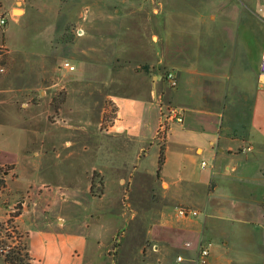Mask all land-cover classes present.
Returning <instances> with one entry per match:
<instances>
[{
    "label": "crops",
    "instance_id": "1",
    "mask_svg": "<svg viewBox=\"0 0 264 264\" xmlns=\"http://www.w3.org/2000/svg\"><path fill=\"white\" fill-rule=\"evenodd\" d=\"M19 1L22 14L17 16L12 5ZM143 1L108 7L100 30L95 23L91 30L83 25L86 32H99L102 47L89 51L92 55H109L106 65L117 71L133 69L125 92L108 96L115 114L102 135L110 143L91 166L102 176L101 195L90 193V184L78 186L76 159L68 161L65 170L55 161L48 169L53 175L38 172L44 154L29 146L26 116L19 114L13 129V111L0 113V165L13 169L10 173L16 177L9 187L24 200L14 224L27 237L30 264H90V259L99 264L108 251L99 240L102 215L116 211L115 217L123 218L124 212L123 207L101 212L92 205L108 200L107 189L115 185L136 186L138 211L148 218L157 215L151 207L164 205L159 217L165 239L180 247L182 264H189L197 245L207 242L204 231L200 226L186 231L174 227L165 212L168 205L191 202L214 205L221 224L224 241L216 245V253L209 242V264H234L230 252L237 254L238 264L249 263L248 257L255 255L264 260V86L258 74L264 17H253L251 0ZM24 4L0 0V11L16 22L26 14ZM121 46L123 51L115 49ZM167 72L175 76V88L164 80ZM166 105L182 111V122L170 123L159 141L160 107ZM13 130L16 139L8 138ZM155 145L153 166L142 169V159ZM160 151L163 161L158 168ZM119 192L110 197L113 206L120 204ZM224 222L236 225L234 232L227 231ZM185 241L192 243L190 248L183 247Z\"/></svg>",
    "mask_w": 264,
    "mask_h": 264
},
{
    "label": "rangeland",
    "instance_id": "2",
    "mask_svg": "<svg viewBox=\"0 0 264 264\" xmlns=\"http://www.w3.org/2000/svg\"><path fill=\"white\" fill-rule=\"evenodd\" d=\"M139 1L144 3L143 0ZM139 1L25 0V16L16 22L6 20V25L0 27V68L3 69L0 72V113L13 111V129L17 127L18 117L26 116L24 125L28 130L29 146L44 154L41 156L44 165L38 166V172L49 171L55 161L61 162L64 165L62 169L65 170L68 161L76 159L78 186L84 183L83 186L92 185V194L95 196L101 195L103 183L101 174L91 170V166L99 161L106 142L110 143L102 134L108 130L114 117L115 108L108 96L125 92L132 83L133 69L122 68L117 71L116 66L110 68L106 65L109 55H92L89 51L102 47L100 38L96 36H99V32H86L83 25L89 26L91 30L90 26L95 23L100 30L108 7L138 5ZM251 1L253 17H264V0ZM148 4L149 1L146 0V5ZM12 6L14 15L22 14L19 10L20 1ZM15 10L20 12L15 13ZM120 22L126 26V19L122 18ZM78 30H82V33L78 34ZM120 48L122 50L115 49L123 51V47ZM44 57L46 62L43 61ZM63 63H68L74 71L63 70ZM58 65L62 72L59 69L58 72ZM30 114L38 117L32 119ZM16 137L13 130L8 138ZM155 149L156 145L142 159V169L153 166L152 152ZM69 150L73 153L71 159L68 157ZM10 170L13 169L0 165V264H10L5 261V257L18 251L21 256L16 259V264H30L27 237L14 224L24 200L17 195L15 197V189L9 187V182L16 177L15 172L10 173ZM53 173L50 170L44 176ZM119 189L120 204L113 206L110 197L118 194ZM137 189L136 186L129 189L110 186L107 189L108 200L93 202L92 207H98L101 212H106L109 207H115L118 211L123 207L124 212L123 218L120 215L116 218V211H108L102 215L104 226L101 231L98 230L99 240L103 243L104 250L106 248L108 251H105L99 264H173L176 256L182 254L179 246L169 238L165 239V229L159 217L164 205L156 204L151 207L150 210L154 208L156 211V217L153 214L151 218L147 214L144 216L143 211H138ZM79 195L84 196L83 193ZM142 195L143 192L140 196ZM80 204L85 206V202ZM178 207L196 210L199 214L195 218L187 217V220H182L176 215ZM165 213L169 215L168 219L174 227L179 229L186 231L200 226L204 231V240L212 244L215 253L216 245H221L224 241L219 234L221 224L215 219L217 212L212 204H171ZM190 222L197 224L194 226ZM224 224L227 231L234 232L236 229L234 224ZM150 225L154 226L151 236ZM154 245L156 249L152 248ZM25 253H28L27 257L24 256ZM228 254L234 264H238L240 259L237 254ZM248 259L249 263L241 261L243 264H264V260L257 255ZM89 262L93 263L91 259Z\"/></svg>",
    "mask_w": 264,
    "mask_h": 264
},
{
    "label": "built area",
    "instance_id": "3",
    "mask_svg": "<svg viewBox=\"0 0 264 264\" xmlns=\"http://www.w3.org/2000/svg\"><path fill=\"white\" fill-rule=\"evenodd\" d=\"M6 25V18L4 14L0 11V27H4ZM63 67L72 71L74 68L70 66L68 63H63ZM3 69L0 68V72ZM258 74L261 79L262 86H264V50H262L261 57L258 64ZM164 80L168 83L170 88H175L177 85L176 78L171 72H167L164 75ZM172 122L181 123L182 122V111L179 108L166 105L164 107H160V122L158 124L156 138L159 141H163L167 131L168 126ZM206 163L204 161L201 162V167H204ZM176 215L180 218L183 217H196L198 212L196 210H191L186 207H178L176 210ZM190 241H185L183 243L184 248L191 247ZM210 243H199L197 245L195 255L193 258L189 259V264H209V256H210ZM185 262V258L181 255L176 256L174 264H182Z\"/></svg>",
    "mask_w": 264,
    "mask_h": 264
},
{
    "label": "trees",
    "instance_id": "4",
    "mask_svg": "<svg viewBox=\"0 0 264 264\" xmlns=\"http://www.w3.org/2000/svg\"><path fill=\"white\" fill-rule=\"evenodd\" d=\"M114 114H115V109H114ZM162 161H163V156H162V152L160 151L159 160H158V168H160ZM92 190H93V187L91 185L90 186V193H92ZM26 252H27V250H26ZM19 254H20V251L14 253L12 255L11 254L10 255H7L5 257V261L9 262L10 264H16V259L17 258H20V256H21ZM27 254L28 253H25L24 256L27 257L28 256Z\"/></svg>",
    "mask_w": 264,
    "mask_h": 264
}]
</instances>
